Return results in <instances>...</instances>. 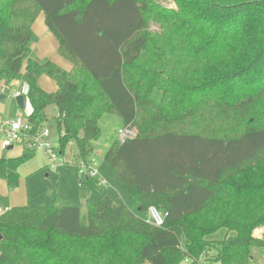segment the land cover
<instances>
[{
    "label": "trees",
    "instance_id": "obj_1",
    "mask_svg": "<svg viewBox=\"0 0 264 264\" xmlns=\"http://www.w3.org/2000/svg\"><path fill=\"white\" fill-rule=\"evenodd\" d=\"M0 0V95L26 85L32 130L55 107L62 153L73 143L94 159L100 123L118 115L134 138L116 139L105 161L138 211H167L154 227L119 197L81 206L9 207L0 195V264H259L264 238V0ZM40 14L66 72L33 58ZM157 24L160 33L148 31ZM52 78L55 93L39 85ZM211 111L204 112L205 108ZM228 131L210 132L214 121ZM35 156L0 158V179L19 186ZM87 191L99 192L86 179ZM225 238L208 255L207 237ZM132 250V252H131ZM258 256H255L257 255Z\"/></svg>",
    "mask_w": 264,
    "mask_h": 264
},
{
    "label": "rangeland",
    "instance_id": "obj_2",
    "mask_svg": "<svg viewBox=\"0 0 264 264\" xmlns=\"http://www.w3.org/2000/svg\"><path fill=\"white\" fill-rule=\"evenodd\" d=\"M157 1L165 7L177 8L172 0ZM43 16V14H40L37 20L40 21L41 18H44ZM148 31L152 33H160L161 28L157 24L151 23L149 24ZM21 85V83H16L15 89ZM20 91L23 92L25 97V109L21 110V112L23 115L28 116L32 113V105L27 96L26 85H22ZM211 109L212 107H207L204 112L207 114V111H211ZM18 114L19 109L15 98L7 97L5 100H0V121L14 119ZM47 115L48 121L46 122V128H48L51 132L50 141L56 147L57 152L60 153L62 151L60 141L61 136L58 133L55 121V117L57 115L55 107H49ZM100 127L102 131L101 137L97 142H94L96 148L94 151V159L100 166L102 176L108 182V186L104 187L101 194H99V192L87 191L85 189L84 182L86 180V175L79 173L75 167H60L56 171L51 170L47 167L48 159L43 155V153L37 152L31 160L20 166V183L14 191H8L9 189L7 184L0 180V195H7L5 197L9 198V206H17L13 202V197L16 193H19L17 190L21 188L22 197L27 195V203H25L27 206L50 207L55 198L60 199L63 202H69L73 205H80L81 223L84 225L88 222V203H98L101 195L109 197H115L118 195L132 212L140 216L145 221H148L146 213H140L138 211L139 204L136 199L124 192L118 176L112 167L105 161L106 152L113 142L120 138L119 131L124 128L122 119L118 115L107 114L103 117ZM207 127L210 132L221 133L228 131L229 124L220 122L219 119L218 121L210 123ZM65 153L67 154L69 160L78 158L79 156L78 150L73 143L67 146ZM22 155L23 152L19 157ZM0 157L3 158L1 152ZM4 212L6 211L4 210ZM225 234L226 232L224 230H219L215 235L207 237L206 241H208L209 246L208 255L212 256L216 253L214 247L220 244V242L225 238ZM254 235L256 238L263 239L264 226L256 229L254 231ZM255 256H258V254ZM179 264L186 263L185 261H181ZM259 264H264V255Z\"/></svg>",
    "mask_w": 264,
    "mask_h": 264
},
{
    "label": "built area",
    "instance_id": "obj_3",
    "mask_svg": "<svg viewBox=\"0 0 264 264\" xmlns=\"http://www.w3.org/2000/svg\"><path fill=\"white\" fill-rule=\"evenodd\" d=\"M21 94L23 92H13L14 98ZM31 130L32 127L27 117L21 113L16 118L3 122L0 125V146L2 150L18 147L21 153H24L26 149L35 153L41 152L48 159L47 167L49 169L56 171L60 167L73 166L79 173L86 175V179L96 180L97 186L102 190L108 186V182L102 176L100 166L95 159L87 161L78 157L69 160L66 153L57 152L56 147L50 141L51 132L45 125L39 127L35 134H31ZM119 135L120 140L134 138L136 131L133 128L125 127L119 131ZM146 215L148 216L147 224L160 228L164 226L168 212L160 210L156 206H150L146 211ZM185 263L190 264V260H186Z\"/></svg>",
    "mask_w": 264,
    "mask_h": 264
},
{
    "label": "crops",
    "instance_id": "obj_4",
    "mask_svg": "<svg viewBox=\"0 0 264 264\" xmlns=\"http://www.w3.org/2000/svg\"><path fill=\"white\" fill-rule=\"evenodd\" d=\"M43 17L44 18H41L40 21L37 20V22L35 23V25L33 27V40H32L33 58L35 60H37L38 62H41V63L48 62V61L52 62L53 64L57 65L62 70L66 71V72H70L73 69L74 65L71 61H69L63 55L60 54L58 41H57L56 37L49 31V29L46 25V22H45V16H43ZM38 82H39L40 87L47 93H55L58 89L57 83L52 78H50L48 76L42 75L38 79ZM21 87H22V85L19 86L17 89H15L16 92L20 91ZM20 92L22 93V91H20ZM21 95H23V94H21ZM8 97L14 98L13 92L11 90H10ZM18 109H19V113L23 114L21 112V109L19 108V106H18ZM48 109H47V112H48ZM7 120H10V119H7ZM7 120H1L0 125ZM45 126H46V124H45ZM0 152L2 153L3 158L4 157L5 158H16V157H19L21 155V150L18 147H14V148L8 149V150H2V148L0 146ZM19 175H20V173H19ZM0 180H2V179H0ZM2 181H4V180H2ZM8 191H10V190H8ZM12 191H14V190H12ZM12 191H10V192H12ZM17 192H19V193H16L15 196L13 197V202L17 206H9L10 208L27 206V204H25V203H27V195L25 197H22V195H21L22 194V188L17 190ZM5 196H7V195H5ZM4 210L6 211V209L0 208V215H2L4 213Z\"/></svg>",
    "mask_w": 264,
    "mask_h": 264
},
{
    "label": "water",
    "instance_id": "obj_5",
    "mask_svg": "<svg viewBox=\"0 0 264 264\" xmlns=\"http://www.w3.org/2000/svg\"><path fill=\"white\" fill-rule=\"evenodd\" d=\"M9 93H10L9 88H7V87L4 88L3 93L0 95V100L1 101L5 100L8 97ZM15 99H16V102H17V105L19 106V108L21 110L25 109V97L23 95H19V96L15 97ZM2 238L3 237H2V235L0 233V240Z\"/></svg>",
    "mask_w": 264,
    "mask_h": 264
},
{
    "label": "clouds",
    "instance_id": "obj_6",
    "mask_svg": "<svg viewBox=\"0 0 264 264\" xmlns=\"http://www.w3.org/2000/svg\"><path fill=\"white\" fill-rule=\"evenodd\" d=\"M7 143V142H6Z\"/></svg>",
    "mask_w": 264,
    "mask_h": 264
}]
</instances>
